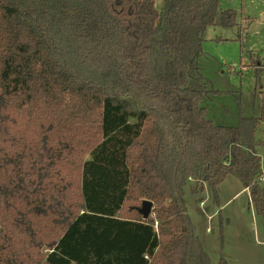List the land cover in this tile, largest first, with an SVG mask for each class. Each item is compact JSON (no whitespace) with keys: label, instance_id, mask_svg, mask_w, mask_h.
Returning <instances> with one entry per match:
<instances>
[{"label":"trees","instance_id":"1","mask_svg":"<svg viewBox=\"0 0 264 264\" xmlns=\"http://www.w3.org/2000/svg\"><path fill=\"white\" fill-rule=\"evenodd\" d=\"M218 2L0 0V264H211L184 189L227 176L264 223V104L201 105L204 32L238 25Z\"/></svg>","mask_w":264,"mask_h":264},{"label":"rangeland","instance_id":"2","mask_svg":"<svg viewBox=\"0 0 264 264\" xmlns=\"http://www.w3.org/2000/svg\"><path fill=\"white\" fill-rule=\"evenodd\" d=\"M153 1L157 9L164 5V0ZM218 5L232 8L238 25L209 27L204 32L197 65L208 81L207 89L215 93L201 105L213 123L235 126L241 117H257L263 111L264 0H219ZM258 63L263 66H256ZM255 137L264 139V122ZM257 153L264 168V145L257 147ZM184 199L211 264H220L221 258L225 264H264V223L237 178L227 176L217 186L216 198L209 189L197 193L187 189ZM204 210L210 211L209 216Z\"/></svg>","mask_w":264,"mask_h":264},{"label":"water","instance_id":"3","mask_svg":"<svg viewBox=\"0 0 264 264\" xmlns=\"http://www.w3.org/2000/svg\"><path fill=\"white\" fill-rule=\"evenodd\" d=\"M261 19L264 20V15L261 16ZM151 208H152V202L149 200H143L141 211L143 212L144 218H146L149 215Z\"/></svg>","mask_w":264,"mask_h":264},{"label":"crops","instance_id":"4","mask_svg":"<svg viewBox=\"0 0 264 264\" xmlns=\"http://www.w3.org/2000/svg\"><path fill=\"white\" fill-rule=\"evenodd\" d=\"M263 15H264V14H263ZM263 15H262V16H263ZM262 21H264V20H262ZM187 189H188L190 192H192L191 189H190V187H189V186H186V187H185V191H184V196H185V193H186V190H187ZM205 189H207V188H205ZM207 190H208V189H207ZM247 191H248V190H247ZM205 192H206V191H205ZM192 193H193V192H192ZM201 203H202V204H201ZM200 204L203 205V201H201ZM185 205H186V201H185ZM186 209H187L188 214H189L190 217H191V214L189 213L187 206H186ZM209 212H210V211H208V213H206V210L203 211V213H204V214H207L208 216H209Z\"/></svg>","mask_w":264,"mask_h":264},{"label":"built area","instance_id":"5","mask_svg":"<svg viewBox=\"0 0 264 264\" xmlns=\"http://www.w3.org/2000/svg\"><path fill=\"white\" fill-rule=\"evenodd\" d=\"M264 177V172H263V176H262V178Z\"/></svg>","mask_w":264,"mask_h":264}]
</instances>
